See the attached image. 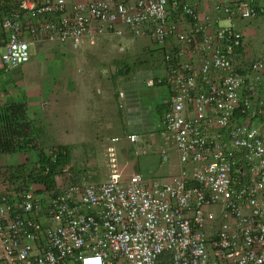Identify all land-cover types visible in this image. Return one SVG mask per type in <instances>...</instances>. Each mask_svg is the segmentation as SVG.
<instances>
[{"label": "built area", "instance_id": "built-area-1", "mask_svg": "<svg viewBox=\"0 0 264 264\" xmlns=\"http://www.w3.org/2000/svg\"><path fill=\"white\" fill-rule=\"evenodd\" d=\"M259 3L217 0L220 25L187 0H0L6 71L30 60L31 40L149 35L164 53L147 83L167 85L170 101L160 144L149 134L141 150L166 162L175 149L181 164L169 179L125 178L114 136L98 183L87 163L78 176L59 168L52 188L0 167V264H264V53L249 60L235 24L263 14Z\"/></svg>", "mask_w": 264, "mask_h": 264}, {"label": "rangeland", "instance_id": "rangeland-1", "mask_svg": "<svg viewBox=\"0 0 264 264\" xmlns=\"http://www.w3.org/2000/svg\"><path fill=\"white\" fill-rule=\"evenodd\" d=\"M223 18H226L225 15ZM256 25L264 30V13L236 22V27L245 35L246 43L254 42L252 49L255 51L260 50L258 46H264V41L261 44L258 33L254 32ZM129 40L132 41L130 45ZM137 40L135 37L123 39L126 45L124 51H119L121 39L113 35L98 40L96 45L88 44L81 48H75L71 43L33 40L30 44V61L2 75L8 82L6 90L14 96L24 95V100L33 107L31 113L38 117L32 119L39 132L34 140L36 146L19 151L14 156L15 164H2L3 160L0 159V167L17 168L26 162V158L32 160L30 163L34 165L36 151L40 148L49 153L54 147L63 145L71 154L70 162L66 165L76 176L83 172L82 167L87 163L91 180L103 181L106 178L103 152L107 141L114 136H122L126 141L131 130H135L141 135L142 141L137 148L129 149V153L136 152L138 157L151 158L152 165L148 166L150 169H144L130 156L125 167L119 159L122 171L126 169L129 172L136 167L144 176H159L156 175L157 169L169 165L171 157L161 162L158 152L143 154L141 149L144 148L143 139H148L151 134V142L160 144L156 131L158 120L154 119L160 117L159 109L165 94L159 95V92L164 85L148 86L146 81L162 74L164 51L154 46L155 43L149 39L139 43ZM123 65L130 69L125 68V74L116 76L117 70ZM2 90L5 91L4 86ZM121 91L124 92L123 96L120 95ZM81 101L84 106L79 112L76 104ZM132 126L139 127L132 129ZM124 141L119 143V155L124 153L120 149ZM147 144L144 142L146 147ZM23 160V163H18Z\"/></svg>", "mask_w": 264, "mask_h": 264}, {"label": "trees", "instance_id": "trees-1", "mask_svg": "<svg viewBox=\"0 0 264 264\" xmlns=\"http://www.w3.org/2000/svg\"><path fill=\"white\" fill-rule=\"evenodd\" d=\"M4 38L5 35L0 31V46L4 44L2 41ZM121 67L123 74H125V68H129V66L123 65ZM116 76H120L118 70ZM38 133L28 116V104L24 98L23 100H10L0 104V154H16L19 151H26L29 147L35 148L34 140ZM54 149H58L60 152L49 154L40 148L39 151H36L34 165L30 163L29 158H26V162L19 165L16 170L21 172L29 170L33 182L45 184L49 188L54 187L58 169L69 163L71 159L70 151L66 146L60 145ZM55 154L56 156H54ZM10 168L14 167L10 166ZM47 168L49 171L45 173Z\"/></svg>", "mask_w": 264, "mask_h": 264}, {"label": "crops", "instance_id": "crops-1", "mask_svg": "<svg viewBox=\"0 0 264 264\" xmlns=\"http://www.w3.org/2000/svg\"><path fill=\"white\" fill-rule=\"evenodd\" d=\"M187 1L190 3H197L198 4V13L200 15L201 20H205V19L209 18L212 21H215L220 25H228V24H222L224 22H229L228 18L226 16H225L226 18H223L224 15L221 13H218L214 9V2H216L217 0H187ZM258 2H259V0H258ZM259 4H262L264 6V0H262V1L260 0ZM219 15H222V16H219ZM188 24H189V20H187L185 22L186 26ZM258 27H259V25H256V28H254V32L258 33L259 42L262 44V42L264 41V30L263 29L260 30V27L259 28ZM262 28H263V26H262ZM109 36H110L109 34H106L105 36L100 37L99 41L105 40ZM137 38H138V40H137L138 43L145 41V40H148V39H149L148 41H150V42L152 41L150 39L149 35H144V36L137 37ZM122 40L123 39H121V41ZM131 40L128 41L129 45L132 43ZM245 41H246V38H245ZM253 45H254L253 41H251L249 44L246 43V55H247V57L257 58L259 55H261L264 52V46L263 47L258 46V48H260L261 51L259 49H257V51H255L252 49ZM154 46L159 47L158 44H155ZM133 49H134V47H133ZM4 72L5 71L2 68L1 63H0V89L2 86H4V90H5V91H3V90L0 91V104L1 103L3 104V103L10 101V100H23L22 94L18 95V96L17 95L14 96L13 93H10V92H8V90H6L5 86L7 85L8 82L7 81L5 82V78L2 75V73H4ZM18 83H19V81L15 82V84H18ZM162 93L165 94V98L163 99L161 110L159 109L160 117L154 119V120H158L156 125H158L159 128L162 127L163 113H164L165 109L167 108L168 103L170 101V91L168 90V87L164 86L163 89L160 90L159 95H161ZM65 96H67V95L65 94ZM66 99H67V97H66ZM29 104L30 103H28V116H29V118L31 120L34 118H38L37 115H34L33 113H31V110L33 107ZM76 105L78 106L79 112H80V109L83 108L84 103L81 101V103L76 104ZM76 115H78V114H76ZM76 115L74 117L79 118L78 117L79 115L78 116H76ZM152 118L153 117H151V119ZM151 119H149V120H151ZM154 120H152V121H154ZM148 122H150V121H148ZM136 127H139V126H135V127L132 126L131 128L134 129ZM141 131H143V130H141ZM135 132H136L135 130L134 131L131 130L130 133H135ZM134 148H135V145L134 146L131 145L128 140L123 142V145L120 147V149H121V151H124V153L123 154L120 153V155H119V159H120L121 164H123L124 167L127 166L128 165L127 161H128V159H130L129 157L131 156L134 158L133 160L138 163V165L141 164V165H143L144 169H150V168H148V166L152 165V163H151L152 159L151 158H145V157H143V158L138 157L136 152H132L130 154L129 149H134ZM14 156H17V153L16 154H0V159L3 160L2 164H10V165L15 164V157ZM20 161H18V163H20V164L24 162V160L22 162H20ZM123 166H122V168H123ZM180 166H181V164L179 161V153L177 152V150L174 149L172 151V154H171V161L169 162V165H162V166H160L161 169H157L158 173H156V175L158 174L159 176H153V177L145 176V177L150 179V180H153V181L158 180V179L161 180V179H165V178L169 179L173 175L177 174L180 171V168H181ZM123 172H124V177L128 178L131 173L141 172V170H138L136 167L135 168L133 167L129 172H127L126 169H124ZM163 175H165L167 177H163ZM155 177H157V178H155ZM101 181H102V179L98 182H101ZM98 182H96V183H98ZM71 264H75V263H71Z\"/></svg>", "mask_w": 264, "mask_h": 264}, {"label": "clouds", "instance_id": "clouds-1", "mask_svg": "<svg viewBox=\"0 0 264 264\" xmlns=\"http://www.w3.org/2000/svg\"><path fill=\"white\" fill-rule=\"evenodd\" d=\"M0 10H1V8H0ZM115 37V36H114ZM33 40H31L30 42H32ZM121 42H123V41H121ZM31 44V43H30ZM97 44V43H96ZM95 44V45H96ZM86 45V44H85ZM88 45V44H87ZM83 47V46H82ZM120 51V50H119ZM31 58V57H30ZM30 61V60H29ZM28 61V62H29ZM26 64V63H25ZM25 64H23V65H25ZM2 66V65H1ZM22 66V65H21ZM20 67V66H19ZM3 68V67H2ZM16 68H18V67H16ZM120 68H122V67H120ZM4 69V68H3ZM4 71H6L5 69H4ZM10 71V70H9ZM123 73V72H122ZM121 73V74H122ZM120 74V73H119ZM159 76V75H158ZM157 77V76H156ZM147 82V81H146ZM156 84H158V83H156ZM147 85H148V83H147ZM155 85V84H154ZM154 85H148V86H154ZM159 85H164V86H166L167 87V85H165V84H159ZM168 90H169V87H168ZM170 91V90H169ZM121 92H123V91H121ZM124 93V92H123ZM121 95V94H120ZM166 110V109H165ZM165 112V111H164ZM163 117H164V113H163ZM163 122V121H162ZM161 128V127H160ZM160 128H159V126H157V128H156V131H157V133H158V131L160 130ZM130 134V133H129ZM136 148H137V146H135ZM52 150H54V148L52 149ZM58 150V149H57ZM141 152H142V150H141ZM48 153V152H47ZM35 161H36V159H35ZM35 161H34V163H35ZM31 162H32V160H31Z\"/></svg>", "mask_w": 264, "mask_h": 264}, {"label": "water", "instance_id": "water-1", "mask_svg": "<svg viewBox=\"0 0 264 264\" xmlns=\"http://www.w3.org/2000/svg\"><path fill=\"white\" fill-rule=\"evenodd\" d=\"M118 72L121 74L123 72V69L122 68H119L118 69Z\"/></svg>", "mask_w": 264, "mask_h": 264}]
</instances>
